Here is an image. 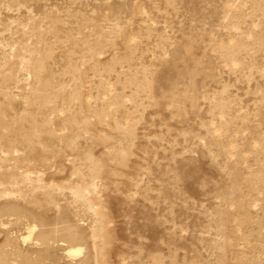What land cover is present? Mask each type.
<instances>
[{
  "label": "rangeland",
  "instance_id": "1",
  "mask_svg": "<svg viewBox=\"0 0 264 264\" xmlns=\"http://www.w3.org/2000/svg\"><path fill=\"white\" fill-rule=\"evenodd\" d=\"M0 264H264V0H0Z\"/></svg>",
  "mask_w": 264,
  "mask_h": 264
},
{
  "label": "bare ground",
  "instance_id": "2",
  "mask_svg": "<svg viewBox=\"0 0 264 264\" xmlns=\"http://www.w3.org/2000/svg\"><path fill=\"white\" fill-rule=\"evenodd\" d=\"M82 252H83V250L80 249V248L71 249V250L68 251L69 255H71V256H79V255L82 254Z\"/></svg>",
  "mask_w": 264,
  "mask_h": 264
}]
</instances>
